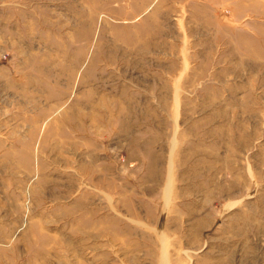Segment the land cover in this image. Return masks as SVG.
<instances>
[{"label": "rangeland", "instance_id": "obj_1", "mask_svg": "<svg viewBox=\"0 0 264 264\" xmlns=\"http://www.w3.org/2000/svg\"><path fill=\"white\" fill-rule=\"evenodd\" d=\"M0 264H264V0H0Z\"/></svg>", "mask_w": 264, "mask_h": 264}]
</instances>
